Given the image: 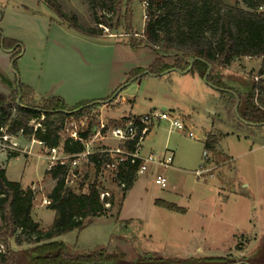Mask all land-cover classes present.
<instances>
[{"label": "rangeland", "instance_id": "obj_1", "mask_svg": "<svg viewBox=\"0 0 264 264\" xmlns=\"http://www.w3.org/2000/svg\"><path fill=\"white\" fill-rule=\"evenodd\" d=\"M60 7L67 13L76 14L81 24L85 26H92L102 28L104 38H111L113 41H132L136 42L142 39L141 31L145 27V14L148 11L144 5V0H132L130 6L127 0H121L120 10L112 13L110 9V0H56ZM224 3L234 5L240 0H222ZM241 6H244L241 3ZM0 11L2 13V20L0 21V77L4 76L9 79L18 78L22 71L29 72L34 79L60 80L68 77L67 68L61 64L63 62V55L55 57L49 53L53 48V31H47L46 18L57 17V14L46 4L44 0H0ZM129 12L130 22L125 19L126 14ZM60 19V18H59ZM61 20V19H60ZM122 21V27L118 28V21ZM63 21V20H61ZM100 21H108L112 27H108ZM69 28L67 22L63 21ZM132 27L130 33H126V27ZM72 32H76L69 28ZM77 33V32H76ZM205 41H214V37L210 34L206 35ZM88 41L87 48L89 57L92 60L87 63L82 62V70L90 78H95L102 90L106 91L107 86L111 83L109 71L118 75L116 65H112L111 59L115 58L118 54L113 48L107 46V43L102 45L91 44L90 37H84ZM9 40L16 41L18 48H21V57L23 66L19 65V58L13 66V48L8 42ZM103 43L102 41H98ZM105 42V41H104ZM109 45V44H108ZM152 49V48H151ZM13 50V51H12ZM12 51V53H9ZM153 51V49H152ZM52 52V51H51ZM154 52V51H153ZM155 53V52H154ZM127 54L123 50L120 51L121 57L127 58ZM156 54V53H155ZM118 56V55H117ZM158 56V55H157ZM161 59L168 61V65H172L177 55L171 52L168 56H160ZM260 58L242 56L235 59L230 65L229 70L226 71L225 88L236 91L235 87H239L237 83L242 84V91L238 92L245 99L249 94L253 93V85L256 81L254 76L257 75L260 66ZM115 67V70H114ZM26 68V69H25ZM217 73L223 71L222 67L216 66ZM120 69V68H119ZM221 70V71H220ZM122 70L120 69V72ZM132 70L128 71L127 79H125L119 86L109 92L110 96L103 104L93 107L89 111L82 112L77 118L86 119L90 123L91 131L95 129L98 124V119L101 118V113L104 111L109 116L113 115L112 112L120 104L119 98L122 95L134 94L137 100L141 103L138 112L147 113L151 111L154 106L157 109H163L164 106H171V103L163 98V92L169 91L170 85L168 82L161 81L160 77H151L149 74L140 76L142 80L141 86H134L128 80ZM145 70L143 72H146ZM175 75V74H173ZM216 75V74H214ZM175 77H177L175 75ZM49 81V80H48ZM129 83V84H128ZM203 83L208 85L204 79ZM185 91H193L190 79H186L183 84ZM177 86V85H176ZM205 87V86H201ZM210 87V88H209ZM212 98H208L210 109L205 107L204 103L197 104V100H204V92L200 87L196 88V96L192 105H187L181 102L179 110L183 112L189 111L190 122L192 124V131L195 138L187 136L185 130H179L174 134L171 142L168 144L174 150V165L180 169H165L164 174L167 177V187L160 188L154 182V177L150 178L151 185L149 190L157 188L161 195L166 196L168 200L177 204L178 206H186L189 208L187 215L183 216L176 210L168 208H156L151 211L144 221L139 220H119L116 214L119 199L121 198V189L111 180L109 175H105V179L99 182L100 189H108L111 195L115 198V204L108 209L107 216H100L95 218L91 223L87 224L82 229H75L65 234L59 235L52 239V241L63 242L68 250L73 254H82L93 252L99 249H106L111 253H119L122 251L130 250L135 255L133 261H127L117 264H148L138 261V259L151 255L152 257H161L165 260L172 261L170 263H157L152 264H187V260L192 259L196 262L189 264H219L217 261L205 262L199 261L201 254L196 250L198 245H204L206 249V257H223L226 249L233 244L239 243L241 239L235 241L234 238L225 237L220 240H204L200 237L193 235L192 232H182L180 227L185 229L193 226L195 210L197 206L199 186L206 183L207 186H220L222 182H229L232 188L240 189V176L243 175L250 181L254 180L255 171L253 163L262 158L264 155V148H259L250 155H241V153L251 147H257L259 140L263 138L264 131L260 132L257 126H242L240 130L236 126L229 129L227 126L223 128L224 134L219 137L217 134L218 129L224 127L222 120L227 121L228 113L224 112L220 106V91L209 86ZM218 87V86H217ZM0 85V90L4 88ZM18 85L12 84L11 94L17 90ZM225 89L223 87H219ZM183 89V88H182ZM91 91L85 93L90 94ZM225 101L228 102L231 109V118L238 121L241 120L239 116V105L237 106V98L228 94L224 95ZM204 98V99H203ZM118 99V100H117ZM45 99L39 102H32L28 98L24 101L31 104H43ZM117 100V102H114ZM203 101V102H204ZM213 101V102H212ZM195 105V109H192ZM220 106V107H219ZM237 107V108H236ZM242 107V106H241ZM242 109V108H241ZM240 109V110H241ZM194 110V111H193ZM211 111H214L213 114ZM235 114V115H234ZM108 118V117H107ZM109 123L122 122L123 118L118 117L108 118ZM240 119V120H239ZM165 123V121H163ZM168 123V122H167ZM34 124V122H31ZM264 127V126H259ZM163 129V126L161 127ZM160 131L158 138L152 141L154 152L156 155H163L165 152L164 144L166 140V131ZM217 134L215 154H212V171L213 173L205 174L203 177L196 175V170L200 169L203 162V152L205 150L203 140L209 132ZM229 132V133H228ZM94 133V132H93ZM92 136L89 134V137ZM66 135H62V140ZM12 141L18 142L17 155L12 156L11 152L15 149L4 148L3 142L0 139V168L6 169L7 177L12 181H19L22 183L24 189L31 188L34 193V205L32 209V216L37 221L42 230L48 229L55 218V211L49 209L48 204H43L42 199L48 197V194L54 187L56 180L52 178L48 172L47 161L41 157L44 150L40 149L37 144L32 147L31 152H23L22 149L31 148V137L17 134L12 137ZM103 141H108L103 140ZM103 141H95L94 145H102ZM10 141L7 142L10 145ZM263 149V150H262ZM222 151L229 158L220 152ZM206 166H209L206 164ZM87 174V181L89 184L94 180V169L90 166L84 169ZM238 175V176H237ZM239 178V179H238ZM226 186V185H225ZM83 188L74 189L80 191ZM84 190V189H83ZM212 194V193H211ZM230 197L233 201V193L226 192L225 195ZM222 195V199H223ZM226 198V197H225ZM228 214L227 206H220L216 204V214L219 215L221 210ZM241 223L244 218H241ZM4 227V223L0 218V228ZM18 232L8 237L6 240H0V264H9L7 259L13 256L12 264H30L29 260L23 252L32 247L34 244L30 240L22 239V245L17 241ZM210 245V246H209ZM214 246V247H213ZM212 247L211 251L208 250ZM208 250V251H207ZM232 261H246L247 255L238 256L235 254H228L225 256ZM137 260V261H136Z\"/></svg>", "mask_w": 264, "mask_h": 264}, {"label": "trees", "instance_id": "obj_2", "mask_svg": "<svg viewBox=\"0 0 264 264\" xmlns=\"http://www.w3.org/2000/svg\"><path fill=\"white\" fill-rule=\"evenodd\" d=\"M57 16L68 23L69 28L77 33L90 37H103L102 28L85 26L80 23L76 14L65 12L56 0H44ZM132 0H127L130 6ZM148 2L146 21L142 39L130 41L131 48L138 50L143 45L150 46L158 55L152 65L147 68L149 74H159L172 67L178 70H186L195 59L191 70L204 77L208 65L213 67H226L242 56L258 57L261 59L257 75L258 81L254 82L253 93L245 99L240 93H235L239 99V116L242 119L258 122L264 121V0H240L234 5L224 3L222 0H144ZM241 3L244 6H241ZM121 0H110V11L116 13L120 10ZM2 13L0 11V20ZM125 19L130 22L129 12ZM122 21H118L117 27H122ZM100 23L112 27L108 21ZM132 27H126V33H130ZM210 34L214 41H205ZM13 48V66L21 53V48L16 41L8 42ZM176 53L177 58L172 65L163 62L160 56H168ZM145 69L136 68L130 73L128 80L138 79ZM132 79V80H133ZM208 81L218 87L225 85L216 81L210 74ZM32 93L30 87L18 83V88L11 95L0 92V139L4 134L34 137L43 141L47 147L63 145L68 153H77L84 149V144L79 140L65 138L62 140L61 130L65 121L71 115L79 117L82 112L89 111L102 101H82L73 107H68L61 98L49 97L43 104L26 103L24 100ZM224 94L234 96L232 92L223 91ZM255 94L259 101L256 103ZM20 97L19 103L17 102ZM242 106V107H241ZM242 108V109H241ZM241 109V110H240ZM243 110H245L243 112ZM34 122V124H31ZM37 125V126H35ZM87 138L88 133H82ZM214 142L208 141L207 148L214 149ZM17 151L11 155L16 156ZM94 160H97L94 158ZM101 164L95 161L96 175L100 171ZM137 165L126 164L125 169L119 173V178L126 183L121 190L116 214L121 210L123 200L138 178L136 176ZM56 183L48 199V208L55 211L52 225L42 230L32 216L34 205V193L31 188L24 189L19 181H12L6 175V169L0 168V218L4 227L0 228V240H6L18 232L17 241L22 245V239L26 238L34 245L26 249L23 254L30 264H117L135 259L130 250L119 253H111L106 249L93 252L73 254L63 242L52 241L55 237L75 229H82L95 218L107 216L108 209L100 200L99 189L96 187L97 178L87 187L75 191L65 185V168L55 166L48 170ZM111 207L115 204V198H110ZM157 205L165 208L184 211L175 203L157 199ZM13 256H9L7 263L12 264ZM217 261L219 264H236V261L225 257H206L199 261ZM137 261V260H136ZM143 263L152 264L170 263L161 257L138 259ZM196 260L189 259V264ZM247 264V263H239Z\"/></svg>", "mask_w": 264, "mask_h": 264}, {"label": "crops", "instance_id": "obj_3", "mask_svg": "<svg viewBox=\"0 0 264 264\" xmlns=\"http://www.w3.org/2000/svg\"><path fill=\"white\" fill-rule=\"evenodd\" d=\"M45 21L47 24V31L49 32V30L52 29L54 35V38L52 39L54 46L49 51V53L55 57L64 54L63 62L61 65L64 68H67L68 77L66 79H60L56 81L48 78L49 81H46L42 78L34 79L32 75L29 74V72L22 71L20 77L18 78L9 79L4 76L0 77V85L4 88V91L0 90L1 93L5 95H11L12 84L17 86L18 83L21 82L31 88L32 93L27 98L32 102H39L42 99H47L53 96L61 98L68 107H73L82 101H102V99L107 98V96L105 95H108L110 91L115 89L125 79H127L128 71L136 68H142L146 70L158 57L157 54H155L152 51L151 47L148 45H143L138 50H134L131 48V45L128 41H113V39L111 38L104 37L94 38L93 40L90 39L92 42L91 44L102 45L104 43H107V46L113 48L118 53V56L116 55L115 58L111 59L112 65L117 66L116 70L114 67V70L118 71V75L113 72V68L111 72L109 71L111 83L107 86V90L104 91L102 90L104 88L97 84L95 78L88 77L85 72L81 69L83 59L85 63L92 60V58L89 57L87 51V48L89 46H87V39H84L85 36L76 32H72L65 25V23H63V21H61L57 17H50L48 19L46 18L44 22ZM141 32H143V30ZM98 41H102L103 43H99ZM121 50H123L125 53H128L127 58L121 57V55H119ZM12 51H10L9 53H12ZM18 58L19 65L22 68L23 61L21 55ZM165 59L164 61L167 64L168 61H166ZM119 68L122 70L121 72ZM229 68L230 65L222 67L221 70L223 69V71L220 70L221 72L217 73V68L212 66L209 75L212 74L218 82H221L223 84L224 82L227 83L225 73L227 70H229ZM182 71L185 70L178 71L175 70L174 67H172L159 74H149V72L146 71L140 74V76L149 74L151 77L158 76L160 77L161 81L168 82V85H170V87L172 88H170L169 91L163 92V98L169 103H171V106L166 105L163 109L170 110L173 113L181 116L183 121L187 124L188 128L192 130V124L189 120V111L183 112L179 110L178 107L180 103L184 102L189 106L192 105L196 96V88L198 87L203 90L204 98L206 99L205 101L198 99L197 104L204 103L205 107L207 109H210V107H208L210 101L208 100V98H210L209 96L214 98V96L210 94V92L208 91L209 89H206L210 85H205L203 83L204 77H201L198 72L192 71L191 68L186 72ZM173 74H175L177 77H175V75ZM186 79H190L191 81V86L193 89V91L191 92L184 90L183 84ZM141 83L142 80L140 79V77L138 79H133L130 82V84L136 87L141 86ZM237 85L239 87H235L236 91H242V84L237 83ZM218 90L220 91L219 105L222 106L224 112L228 113L227 121L222 120V125L224 127H222V129H218L217 134H219V137H221L225 133L223 131V128H225L226 126L229 129L236 126L240 130L243 129V125L246 126L247 129H249L248 126H257L258 128H260V132L264 131V127H259L264 126V121L251 122L241 118V120L239 119L240 121H238L237 123V120L235 118H231L230 105L227 101H225L226 97H224L225 94L223 93V91L232 92L236 98L237 95L235 93L237 92L232 91L228 88ZM89 91H91L92 93L85 94ZM117 100H115L114 102H117ZM119 101L120 104L112 112V116H109L104 111L101 113V117H103L104 120L109 122L108 118H112V120H115L114 118L118 117H122V120H126L130 116H138L143 114L141 112H138L141 103L137 100V97L134 94H123L122 98H119ZM104 102H102L101 104H103ZM192 107V109H195V105ZM153 108H156V106H154ZM244 111L245 110H243V112ZM211 112L215 114L214 111ZM162 126L163 129H161ZM158 130L166 131V140L163 148L165 149V152L170 151L173 153L174 156V150L170 148V145L168 143L171 142V139L173 138L174 134H177V132H179V130L181 129L171 128L167 122L164 123L163 121H161L158 124L153 125L149 134L147 135V138L145 139L143 148L141 150V155L143 157L155 154L152 141L158 138V134L160 132ZM184 134L188 136L187 129L185 130ZM217 134H213L212 131H210L209 134L205 136L202 142L204 148L209 151V166H212V154H215L214 151H216V148H207L206 143L208 141H213L214 144H216L218 137L215 136ZM103 143L108 145H114L115 141L108 140L103 141ZM259 148H264V136L259 140V145L257 147L248 148L244 150L241 155L253 154V152H255V150ZM220 152L226 157V154H224L222 151ZM261 157L262 158H259L258 161L253 163L255 171L253 181H250L243 175L240 176L241 190L232 188L229 182L225 183L226 186L222 182V184L217 187L207 186L206 183H204V185H200L198 188L199 193L197 206L194 213L195 216L193 226L186 229L181 226L180 230L182 232H192L193 235H196L204 240L216 241L224 239L225 237H232L235 241L241 239L239 243L229 246L228 249H226V253L224 255L226 256L228 254H235L241 257L247 255L246 261H248L249 263L264 264V155H261ZM228 159L229 158L226 157V160ZM174 168L180 169L179 167L174 165L173 159V163L170 169ZM161 170L162 169L152 165L150 167V171L147 174L139 176L136 179L133 186L127 192L123 200L121 210L117 215L119 220L144 221L147 218L148 214L154 209L165 208L155 203L157 199L166 202H171L166 198V196L161 195V193L158 192L157 188L151 191L149 190L151 185L150 178H153L154 174ZM226 192L233 193V201H230L229 194L225 195ZM222 195L224 197L223 199ZM218 203L220 204V206H224V208L227 206V210H230V212L228 214H225L222 208L221 213L217 215L216 204ZM180 207H182L184 211L177 212H179L183 216L187 215L189 212V208L186 206ZM241 218H244L243 223H241ZM211 249L212 247L208 248V250L210 251ZM196 250L200 253H203L201 254L200 258H206L205 255H214L205 254L204 251L206 249L204 248V245L201 244L196 247Z\"/></svg>", "mask_w": 264, "mask_h": 264}, {"label": "built area", "instance_id": "obj_4", "mask_svg": "<svg viewBox=\"0 0 264 264\" xmlns=\"http://www.w3.org/2000/svg\"><path fill=\"white\" fill-rule=\"evenodd\" d=\"M147 7L148 2L144 1ZM146 18V14H145ZM254 79L258 81L259 76L255 75ZM256 103L259 105L257 94H255ZM71 115L65 121L64 127L61 130V135H66V138L72 140H79L84 144V149L77 153H68L64 150L63 145L55 147H47L46 144L31 137V148L22 149L23 152H31L32 147L37 144L44 152L41 155L47 161L48 170L55 166H62L65 168V185L71 189H80L87 187V174L84 170L91 167L95 170V161L101 164L100 171L96 175L94 171V179L97 178L96 187L99 189L100 200L106 208H111V192L108 189H100L99 182L105 179V175H109L111 180L122 190L126 187V183L119 178L121 170L125 169L126 164L137 165L136 176H143L150 171V167L154 165L162 170L168 169L173 163V153L166 151L163 155L158 156L151 154L143 157L141 150L147 135L149 134L153 125L161 121L168 122L171 128L187 129L190 137H195L194 132L188 128L187 124L183 121L181 116L173 113L167 109H152L151 111L138 115L130 116L126 120L119 123L110 124L103 117L98 119V124L95 129L90 127V123L86 119ZM37 126V125H35ZM88 133L87 138L82 136V133ZM92 136L89 137V134ZM94 132V133H93ZM21 134V132H20ZM15 135L4 134L1 138L4 148L17 150L18 142L12 141ZM113 140L114 145L102 143V145H94V142L103 140ZM10 141V145L7 142ZM203 162L200 169L196 170L198 177H203L207 173H211L212 167L206 166L209 159V151L207 149L203 152ZM97 159V160H94ZM159 171L154 174V182L160 188L167 187V177L164 171ZM94 181V180H93ZM92 181V182H93ZM43 204H49L48 197L42 199Z\"/></svg>", "mask_w": 264, "mask_h": 264}, {"label": "water", "instance_id": "obj_5", "mask_svg": "<svg viewBox=\"0 0 264 264\" xmlns=\"http://www.w3.org/2000/svg\"><path fill=\"white\" fill-rule=\"evenodd\" d=\"M194 61H195V59L191 60V65H190V67H189L187 70H189V69L192 67ZM211 68H212V65L209 64V65H208L207 72H206V74H205V76H204V81H205L207 84H209L210 86H212V87H215V88H217V89H221V88L215 86L214 84H212L210 81H208V76H209V73H210V71H211ZM174 69H175V70H178V69H176V68H174ZM187 70L182 71V72H186ZM178 71H181V70H178ZM237 99H238V98H237ZM19 100H20V97H19L18 100H17L18 103H19ZM238 105H239V99H238L237 106H238ZM236 108H237V107H236ZM146 257H147V258H152L151 255L146 256ZM241 262H243V263H247V264H251V263H249L248 261H239V262H236V264H239V263H241Z\"/></svg>", "mask_w": 264, "mask_h": 264}]
</instances>
